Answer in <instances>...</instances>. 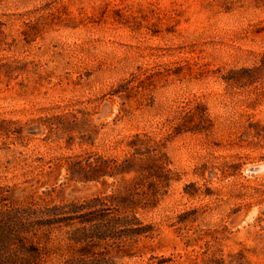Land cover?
Returning a JSON list of instances; mask_svg holds the SVG:
<instances>
[{
    "label": "rangeland",
    "instance_id": "374dc122",
    "mask_svg": "<svg viewBox=\"0 0 264 264\" xmlns=\"http://www.w3.org/2000/svg\"><path fill=\"white\" fill-rule=\"evenodd\" d=\"M260 164L264 0H0V185L86 204L46 264H264Z\"/></svg>",
    "mask_w": 264,
    "mask_h": 264
},
{
    "label": "trees",
    "instance_id": "16d2710c",
    "mask_svg": "<svg viewBox=\"0 0 264 264\" xmlns=\"http://www.w3.org/2000/svg\"><path fill=\"white\" fill-rule=\"evenodd\" d=\"M13 191V187L0 185V264H46L51 251L46 253L43 247L45 232L61 222L59 215L77 213L86 204L64 203L42 208L33 196L21 199L15 197ZM87 239V236L70 238L74 243ZM72 264L90 263L76 261Z\"/></svg>",
    "mask_w": 264,
    "mask_h": 264
},
{
    "label": "water",
    "instance_id": "95a60500",
    "mask_svg": "<svg viewBox=\"0 0 264 264\" xmlns=\"http://www.w3.org/2000/svg\"><path fill=\"white\" fill-rule=\"evenodd\" d=\"M247 172L252 174V175L260 174V173L264 172V164L249 167V168H247Z\"/></svg>",
    "mask_w": 264,
    "mask_h": 264
}]
</instances>
